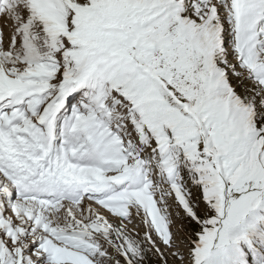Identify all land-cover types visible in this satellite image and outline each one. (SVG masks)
<instances>
[{"label":"snow or ice","instance_id":"obj_1","mask_svg":"<svg viewBox=\"0 0 264 264\" xmlns=\"http://www.w3.org/2000/svg\"><path fill=\"white\" fill-rule=\"evenodd\" d=\"M0 264H264V0H0Z\"/></svg>","mask_w":264,"mask_h":264}]
</instances>
